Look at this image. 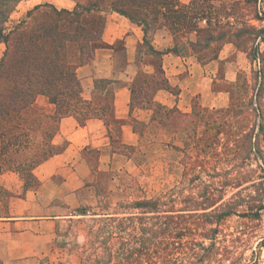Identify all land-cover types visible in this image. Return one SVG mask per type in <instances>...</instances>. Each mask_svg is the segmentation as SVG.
I'll list each match as a JSON object with an SVG mask.
<instances>
[{"label": "trees", "instance_id": "obj_1", "mask_svg": "<svg viewBox=\"0 0 264 264\" xmlns=\"http://www.w3.org/2000/svg\"><path fill=\"white\" fill-rule=\"evenodd\" d=\"M20 1L22 0H0V43L5 45L0 58V168L11 170H17L20 165L24 166L26 162L32 161L33 155H27V151H37L39 141H52L58 120L62 116L74 115L83 123L84 118L100 114L80 97V85L74 72L75 64L68 60L69 54L75 52L83 57L81 61L88 59L92 49L89 44L98 40L99 34L96 38L88 33L79 36L80 30H83L82 26L79 25L72 31L68 27L73 22L71 19L64 18L61 23L53 20L63 14H73L74 11L54 7L51 11L42 10V6L47 3L28 9L26 18H29V21L24 18L16 25L7 27L10 16ZM100 1L90 0L84 10H93ZM106 1L109 2L110 9L134 20L142 25L144 30H147L152 22L161 23L174 34L187 33L186 28L189 26L192 12L189 5H178L176 0ZM248 2L256 4L258 0ZM123 7H129L132 11ZM231 7L225 9L226 17L234 14L233 6ZM258 13H255L253 19L263 22L262 24L248 23L234 28L233 23L229 22L214 30L199 28L198 39L190 42L195 53L202 51L204 43L231 42L246 53L249 61L257 65V69L254 71L253 92L247 101L239 103L227 88L230 92L229 105L213 113V120L207 115L200 116V121L205 125L223 132L227 141H242L240 145L236 143L234 147H226L225 150L231 153L232 159L241 161V165L232 166L235 169L245 167V171L221 182L222 187L239 189L228 202L219 205L216 203L222 199L220 193L217 196L205 197L204 200H194V206L183 209L181 217H193L195 214L204 216L207 217L208 224H220L231 215L256 221L264 220V50L260 47L264 42V12L262 16ZM147 49L155 54L161 53L151 46ZM172 49L180 51L177 46ZM101 83L105 85V81ZM40 95L47 99L52 110L37 105L36 100ZM110 110L108 99L101 111L107 118L110 116ZM154 110L165 117L172 112L180 113L158 104ZM51 145L53 146L52 143ZM31 176V173L26 175L30 180ZM131 206L138 209L141 215L120 216V212L104 213L100 239L97 241V247L101 251L94 258L91 257L93 253H89L85 262L82 258L80 264H154L158 259L161 260L158 264H162L168 259L163 255L164 247L176 242H165L161 235L167 228L175 230L178 227L185 228V225L175 220L174 216H163V221L160 217L153 216L159 211L157 199H139ZM150 218L153 219L151 223L148 221ZM129 229L131 232L127 233ZM209 230L214 232L215 229L210 227ZM123 233L128 234L127 239L120 237ZM158 237L160 239H157ZM189 243L192 259L188 260L187 264H196L197 261L199 264H212L209 261V251L211 252L214 245L213 241L208 245L198 244L195 240H190ZM94 244L93 239L89 248H93ZM263 246L264 236L257 242V248ZM153 247L157 249L156 254L150 251ZM196 247L205 253L198 255ZM232 248L229 264H240L242 259L236 253V245ZM260 263L258 252L253 250L246 264ZM0 264L3 263L0 261Z\"/></svg>", "mask_w": 264, "mask_h": 264}, {"label": "crops", "instance_id": "obj_2", "mask_svg": "<svg viewBox=\"0 0 264 264\" xmlns=\"http://www.w3.org/2000/svg\"><path fill=\"white\" fill-rule=\"evenodd\" d=\"M44 3L64 8L74 4L72 0H22L18 7ZM102 18L90 57L74 66L80 97L100 114L84 118L83 123L74 115L58 120L51 143L60 148L32 168L34 187L23 192L22 179L12 172L2 174L3 186L17 193L10 198L7 212L0 214L3 264H30L32 258L53 253L56 230L65 219L78 216L73 212L81 204L80 192L92 187L97 173L131 171L135 150L156 128V104L180 113L195 107L226 108L227 87L251 63L231 42L200 59L193 51H174L177 44L166 26L144 30L112 9L103 11ZM148 46L161 53L150 52ZM260 47L264 50V42ZM108 99L111 110L106 118L101 107Z\"/></svg>", "mask_w": 264, "mask_h": 264}, {"label": "rangeland", "instance_id": "obj_3", "mask_svg": "<svg viewBox=\"0 0 264 264\" xmlns=\"http://www.w3.org/2000/svg\"><path fill=\"white\" fill-rule=\"evenodd\" d=\"M72 1L74 4L71 8L47 3L42 6V10L51 11L52 7L73 10L74 13L70 15L63 14L61 17L55 18L53 16V20L61 23L64 18L71 19L73 22L68 25L69 29L72 30L80 25L83 30H80L79 36L88 33L91 37L96 38L102 26V12L110 10L109 2L101 0L93 10L85 11L84 8L87 7L90 0ZM176 3L189 5L192 11L189 26L186 28L187 33H172L177 47L185 52L193 51L190 42L198 39L199 28L214 30L229 22L233 23L234 28L248 23L255 25L263 23L253 17L257 11L258 15L262 16L264 0H258L256 4L248 2V0H176ZM231 6H233L234 14L226 17L227 10L225 9ZM30 8L32 7L23 9L22 6H17L10 16L7 27H12L21 19L26 18V12ZM123 8L132 11L129 7ZM155 26L163 25L150 22L148 28ZM94 44L95 42H90L89 45L92 47ZM221 45L217 41L204 43V48L197 54L200 59L209 58L218 52ZM87 49L89 50L88 47ZM4 50V43H0V58ZM82 59L83 57L79 56L77 52L69 54L68 57V60L74 64ZM256 69L257 65L250 63L245 69L238 72L236 83L227 87L231 91L232 97L237 98L239 103L247 101L252 95ZM36 103L52 110V106L44 96H38ZM221 109L203 110L195 107L192 112L185 114L172 112L166 117L157 114L156 128L150 132L146 141H141L140 146L135 150L131 171L115 175L112 172H98L92 187L80 192L81 204L74 209V212L72 211L78 216L65 219L56 230L53 253L32 258L29 263L80 264L82 258L85 262V257L89 253H93L91 257L94 258L101 251L97 247V241L100 239L104 213L120 212V216L141 215L138 209L131 206L132 203L139 199H157L159 211L153 216L160 217L162 221L165 220L163 216H174L175 220L180 221L183 226L185 225V228L178 227L175 230L167 228L161 235L165 242L175 241L176 244L178 243V246L176 244L165 245L163 255L168 259L162 264H187V261L192 259L189 249L190 240L205 245L213 241L214 245L211 252L209 251L211 254L209 261L212 264H229L234 245H236V253L242 259L240 264L247 263L253 250L258 252L260 264H264V246L257 248V242L260 237L264 236V220L256 221L231 215L220 224H208L207 217L196 214H193V217H181L180 214L183 209L192 208L194 200H204L205 197L217 196L219 193L222 199L216 205L228 202L233 193L239 189L231 186L222 187L221 182L236 173L245 171L243 166V168L236 167V169L232 166L233 164L241 165V161L232 159L231 153L225 150L226 147H234L236 143L240 145L242 141H227L223 132L200 121L201 115L210 116V120H213L215 116L213 113ZM59 148L60 146H52L51 141H39L37 151H27V155H33L32 161L26 162L24 166L20 165L17 170L0 168V214L7 212L10 198L17 194L3 186L1 183L2 174L12 172L20 180L22 179V191L24 192L27 188L37 184L31 172L32 168ZM128 150L133 149L129 148ZM30 173L32 174L31 180L26 177ZM242 208L239 207V209ZM82 212L85 214H80ZM152 220L148 219L150 223ZM183 220L190 222L185 223ZM193 221L194 223H192ZM210 227L215 229L214 232L209 230ZM176 231L178 232L176 233ZM128 232L131 230L129 229ZM127 233H123L120 237L127 239ZM93 239L95 244L90 249L89 243ZM196 248L198 255L205 253L199 247ZM150 251L152 254H156L157 249L153 247ZM160 261L158 259L154 264H158ZM199 263L196 262V264Z\"/></svg>", "mask_w": 264, "mask_h": 264}]
</instances>
